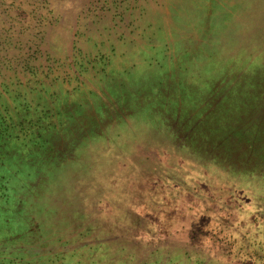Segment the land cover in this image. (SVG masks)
<instances>
[{
  "label": "rangeland",
  "instance_id": "obj_1",
  "mask_svg": "<svg viewBox=\"0 0 264 264\" xmlns=\"http://www.w3.org/2000/svg\"><path fill=\"white\" fill-rule=\"evenodd\" d=\"M32 115L0 264H264V0H0Z\"/></svg>",
  "mask_w": 264,
  "mask_h": 264
},
{
  "label": "trees",
  "instance_id": "obj_2",
  "mask_svg": "<svg viewBox=\"0 0 264 264\" xmlns=\"http://www.w3.org/2000/svg\"><path fill=\"white\" fill-rule=\"evenodd\" d=\"M29 117H33V115L26 116L25 118L0 117V120L7 124L5 129L0 128V189H3L7 193V200L13 199L15 201L16 208L27 204V200L23 199L24 195L21 194L22 190L14 187V176H9V173L15 169L21 170L23 164H17L16 156L9 150L16 148V144L19 143L23 136L26 138L41 137V132L34 131L32 127L38 120L33 121ZM29 125L31 126L29 127ZM29 196H31L29 199L32 201V195ZM23 212V209H18L17 213L23 214ZM27 218L28 216L25 214V219Z\"/></svg>",
  "mask_w": 264,
  "mask_h": 264
}]
</instances>
